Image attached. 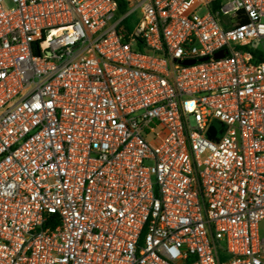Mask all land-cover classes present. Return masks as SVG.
<instances>
[{
    "label": "built area",
    "instance_id": "obj_1",
    "mask_svg": "<svg viewBox=\"0 0 264 264\" xmlns=\"http://www.w3.org/2000/svg\"><path fill=\"white\" fill-rule=\"evenodd\" d=\"M263 219L264 0H0V264H264Z\"/></svg>",
    "mask_w": 264,
    "mask_h": 264
},
{
    "label": "rangeland",
    "instance_id": "obj_2",
    "mask_svg": "<svg viewBox=\"0 0 264 264\" xmlns=\"http://www.w3.org/2000/svg\"><path fill=\"white\" fill-rule=\"evenodd\" d=\"M133 17H134V16H133ZM129 23H130L131 25L134 24V20H133V18H130V19H129ZM260 234L264 236V219H263L262 222L260 223Z\"/></svg>",
    "mask_w": 264,
    "mask_h": 264
},
{
    "label": "water",
    "instance_id": "obj_3",
    "mask_svg": "<svg viewBox=\"0 0 264 264\" xmlns=\"http://www.w3.org/2000/svg\"><path fill=\"white\" fill-rule=\"evenodd\" d=\"M222 56V52H218V53H216V55H215V57H221ZM210 132H211V134H214V127H211L210 128Z\"/></svg>",
    "mask_w": 264,
    "mask_h": 264
},
{
    "label": "trees",
    "instance_id": "obj_4",
    "mask_svg": "<svg viewBox=\"0 0 264 264\" xmlns=\"http://www.w3.org/2000/svg\"><path fill=\"white\" fill-rule=\"evenodd\" d=\"M119 9H120L121 11L124 9L122 4H119Z\"/></svg>",
    "mask_w": 264,
    "mask_h": 264
}]
</instances>
